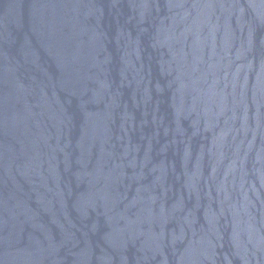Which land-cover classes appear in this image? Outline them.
I'll list each match as a JSON object with an SVG mask.
<instances>
[{
  "label": "water",
  "instance_id": "95a60500",
  "mask_svg": "<svg viewBox=\"0 0 264 264\" xmlns=\"http://www.w3.org/2000/svg\"><path fill=\"white\" fill-rule=\"evenodd\" d=\"M0 264H264V0H0Z\"/></svg>",
  "mask_w": 264,
  "mask_h": 264
}]
</instances>
